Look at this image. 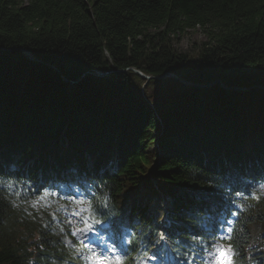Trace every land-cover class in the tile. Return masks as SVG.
I'll use <instances>...</instances> for the list:
<instances>
[{"label":"trees","instance_id":"16d2710c","mask_svg":"<svg viewBox=\"0 0 264 264\" xmlns=\"http://www.w3.org/2000/svg\"><path fill=\"white\" fill-rule=\"evenodd\" d=\"M70 191L128 256L185 264L231 220L264 264V0H0V264H76L32 206Z\"/></svg>","mask_w":264,"mask_h":264},{"label":"snow or ice","instance_id":"6c2138e0","mask_svg":"<svg viewBox=\"0 0 264 264\" xmlns=\"http://www.w3.org/2000/svg\"><path fill=\"white\" fill-rule=\"evenodd\" d=\"M48 193L41 196L37 201L33 202V207L37 208L42 200H45ZM54 195V194H53ZM69 215L71 217H78L77 221L71 219L68 220L69 224L82 223V227H73L71 230V235L77 237L86 236L89 231L93 230V226L100 224L101 220L97 218L96 212L92 205L88 201L80 200L77 202V207L72 210ZM236 215V213H233ZM55 219V215H53ZM232 221H226V227L223 228L221 234L215 239L214 242H210V245L203 247L205 253L204 264H238L239 256V244L238 243H228L225 244L223 241H234L235 236L234 228L231 226ZM64 231L63 227L60 229ZM79 242L83 244V240L80 239ZM70 243V242H69ZM84 247L89 249L90 255L86 258L87 264H125V255L118 251L115 245H104L99 252L95 250V243L91 245H84ZM155 259V257H153ZM189 264H192L190 261Z\"/></svg>","mask_w":264,"mask_h":264},{"label":"rangeland","instance_id":"374dc122","mask_svg":"<svg viewBox=\"0 0 264 264\" xmlns=\"http://www.w3.org/2000/svg\"><path fill=\"white\" fill-rule=\"evenodd\" d=\"M205 40V37L199 30L188 31L185 34L181 35L175 42L174 47L178 52L186 53L190 57L194 58L198 52V47L202 41ZM84 200V197L80 195H74L69 197L56 198L55 196L48 193L45 200H42L43 205H47L44 208L49 212H52L53 215L57 218L59 223L63 226L66 231L71 232L72 228L82 227V223L69 224L68 220L71 219L74 222L77 221L78 217H71L69 213L77 207V202ZM88 235V233H87ZM81 236L79 239L83 240V245H91V241H94L93 238L89 236ZM77 238V237H76ZM78 239V238H77ZM108 242L107 239L104 238ZM224 243V242H223ZM84 247V246H83ZM90 255L89 249L84 247L82 251V257L84 262H87V257ZM205 259V258H204ZM139 263L143 264L144 258H139ZM200 264H204V261Z\"/></svg>","mask_w":264,"mask_h":264},{"label":"water","instance_id":"95a60500","mask_svg":"<svg viewBox=\"0 0 264 264\" xmlns=\"http://www.w3.org/2000/svg\"><path fill=\"white\" fill-rule=\"evenodd\" d=\"M20 51L23 53V55L27 56V57L30 58L31 60H35V59H34L31 55H29L25 50H20ZM133 71H135L136 73H138V75H139L140 77H142V78H145V79H150V78H151V76L145 75V74L141 73V72L138 71V70L133 69ZM94 74H95V76H99V77H100V76L105 75L106 73H102V72H100V71H95ZM165 76H171V77L177 79V77H176L175 75L171 74V73H167V74H165V75H161V76L156 77V78H163V77H165ZM243 89H245V88H241V90H243Z\"/></svg>","mask_w":264,"mask_h":264}]
</instances>
